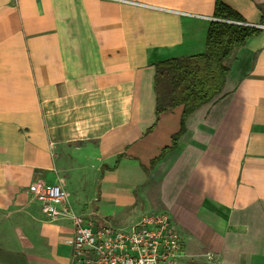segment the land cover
<instances>
[{"label": "crops", "instance_id": "crops-1", "mask_svg": "<svg viewBox=\"0 0 264 264\" xmlns=\"http://www.w3.org/2000/svg\"><path fill=\"white\" fill-rule=\"evenodd\" d=\"M224 1L262 31L150 167L183 113L157 117L155 63L205 51L215 0H0V264H72V220L43 214L36 180L74 211L101 201L98 223L143 190L171 213L183 264H264V0Z\"/></svg>", "mask_w": 264, "mask_h": 264}, {"label": "built area", "instance_id": "built-area-1", "mask_svg": "<svg viewBox=\"0 0 264 264\" xmlns=\"http://www.w3.org/2000/svg\"><path fill=\"white\" fill-rule=\"evenodd\" d=\"M29 190L50 219L68 216L74 234L72 264H183L187 256L182 236L166 209L147 211L126 225L98 223L68 206L61 183L36 180Z\"/></svg>", "mask_w": 264, "mask_h": 264}, {"label": "trees", "instance_id": "trees-1", "mask_svg": "<svg viewBox=\"0 0 264 264\" xmlns=\"http://www.w3.org/2000/svg\"><path fill=\"white\" fill-rule=\"evenodd\" d=\"M263 17H264V6ZM213 19L206 36L205 51L173 56L155 63L156 115L183 106L181 127L173 135L172 145L151 161L150 167L175 148L186 130L188 117L199 107L217 99L223 92L230 60L235 50L262 28L244 23L245 17L224 0H215ZM148 169V168H147Z\"/></svg>", "mask_w": 264, "mask_h": 264}, {"label": "rangeland", "instance_id": "rangeland-1", "mask_svg": "<svg viewBox=\"0 0 264 264\" xmlns=\"http://www.w3.org/2000/svg\"><path fill=\"white\" fill-rule=\"evenodd\" d=\"M246 23V22H244ZM247 24V23H246ZM86 183V182H84ZM83 182L81 184H84ZM87 188H89L87 186ZM82 189V186H81ZM84 189V187H83ZM151 193V197H153V199H155L156 195H157V188L155 187V184L152 185V190H150ZM93 198H85L83 197L82 200H84L83 202H77L76 200V204H75V211L78 213L80 212L81 214L83 213L86 217L88 218H92V219H96L97 218V211L98 209H100L101 206V201L96 200L94 202H92ZM138 199L140 201V205H135L132 209L130 208L129 210H127L123 215L119 214L117 218L115 217H111L108 219L112 224L115 225H126V223L136 219L140 214L145 213L147 210L151 211L152 208H157L159 207V205L151 203V202H147L145 204H143V190H141ZM151 208V209H148ZM95 212V214H94ZM94 214V215H93ZM124 216V217H123ZM119 219V220H118Z\"/></svg>", "mask_w": 264, "mask_h": 264}]
</instances>
